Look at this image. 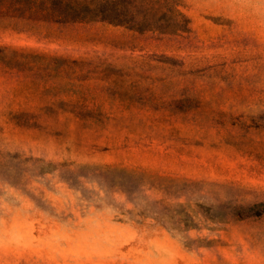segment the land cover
<instances>
[{
  "label": "rangeland",
  "instance_id": "1",
  "mask_svg": "<svg viewBox=\"0 0 264 264\" xmlns=\"http://www.w3.org/2000/svg\"><path fill=\"white\" fill-rule=\"evenodd\" d=\"M180 3L0 30V264H264V0Z\"/></svg>",
  "mask_w": 264,
  "mask_h": 264
},
{
  "label": "trees",
  "instance_id": "2",
  "mask_svg": "<svg viewBox=\"0 0 264 264\" xmlns=\"http://www.w3.org/2000/svg\"><path fill=\"white\" fill-rule=\"evenodd\" d=\"M180 0H0V30L34 32L44 25L97 22L136 33L183 35L190 19Z\"/></svg>",
  "mask_w": 264,
  "mask_h": 264
}]
</instances>
